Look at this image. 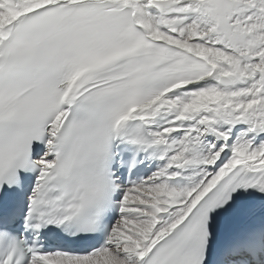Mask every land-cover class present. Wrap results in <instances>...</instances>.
<instances>
[{
  "label": "snow or ice",
  "instance_id": "6c2138e0",
  "mask_svg": "<svg viewBox=\"0 0 264 264\" xmlns=\"http://www.w3.org/2000/svg\"><path fill=\"white\" fill-rule=\"evenodd\" d=\"M0 264H264V0H0Z\"/></svg>",
  "mask_w": 264,
  "mask_h": 264
}]
</instances>
